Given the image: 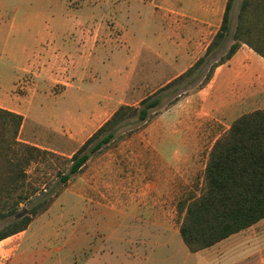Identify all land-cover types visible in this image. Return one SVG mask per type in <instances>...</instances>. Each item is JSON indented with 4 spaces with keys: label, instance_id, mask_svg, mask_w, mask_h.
Wrapping results in <instances>:
<instances>
[{
    "label": "rangeland",
    "instance_id": "rangeland-1",
    "mask_svg": "<svg viewBox=\"0 0 264 264\" xmlns=\"http://www.w3.org/2000/svg\"><path fill=\"white\" fill-rule=\"evenodd\" d=\"M241 1L235 0L231 8V35L226 45L214 53L215 57L211 55V61L223 56L233 44L231 36ZM139 7L129 0H0V106L24 113L26 121L19 139L42 143L39 147L51 151L66 150L54 151L62 156H48L29 167L33 184L49 188L56 183L58 172L68 169V158L80 148L78 144L70 146L67 138L53 133L55 128H63L68 135L83 124L77 115L85 110L90 112V119H98L100 123L122 104L139 105L141 97L162 87V81L144 82L139 76L129 79L126 75L129 67L126 61H137L134 58L145 44L155 51L161 49L157 48L159 35L147 33L153 19L145 18L143 8ZM150 39H155L157 46ZM32 61H38L35 70ZM64 61H85L83 78L73 77ZM206 73L205 68L191 84L189 77L180 86L166 91L163 106L146 124L136 118L121 123L114 140L88 160L47 210L33 216L26 235L18 243V254L32 245L39 244L42 253L66 242L60 253L39 257V264H82L80 231L85 228L84 219L128 218L139 214V210L140 214L145 212L154 217L163 208L167 216L179 223L183 216L179 204L200 194L202 173L188 179L178 193L151 190L146 194V185L157 178L148 173L138 175L133 166L139 164L137 161L144 153V138H150L143 131L145 126L180 99L196 92ZM262 75V90L255 89L256 97H251L252 89L248 90L241 104L243 111L264 109V70ZM195 112L201 130L211 128L203 111ZM163 148L169 154L170 150L189 151L188 147L175 144ZM210 148L211 137H207L201 155L206 157ZM96 202L103 203L105 209L95 208ZM35 204L33 197L21 207L31 209ZM8 223L9 218L0 219V229ZM4 249L0 243V255ZM3 260L0 258V264ZM11 264H33V261L30 257H15Z\"/></svg>",
    "mask_w": 264,
    "mask_h": 264
},
{
    "label": "crops",
    "instance_id": "crops-1",
    "mask_svg": "<svg viewBox=\"0 0 264 264\" xmlns=\"http://www.w3.org/2000/svg\"><path fill=\"white\" fill-rule=\"evenodd\" d=\"M129 1L133 2L135 7L138 3V6L143 8L145 18L153 19V25L147 33L159 35L158 46L153 38L150 39V43L154 41L157 48L161 49L155 51L145 44L134 58L137 61H126L129 66L126 75L129 79L130 76H139L144 82L162 81L163 85L184 73L205 53L223 23L229 2V0ZM139 8L134 11H138ZM138 16H141L140 13ZM37 62H31L33 70ZM64 63L69 67L73 77L83 78L85 61ZM63 70L66 72V67ZM263 70L264 57L249 45L242 44L227 62L217 66L212 78L203 88L185 99H180L174 106L159 114L149 126H145L143 131L148 133L150 138H144L146 142L144 153L140 155L137 161L139 164L133 166V170L138 175L145 176L148 173L157 178L156 182L146 185L148 187L146 194H150L151 190L156 193L175 194L181 191L188 179L191 180L201 173L203 177L208 155L203 157L201 152L206 138L211 137L212 148L237 117L262 109L260 107L243 111L241 104L249 89L254 91L251 97L257 96L255 89L258 87L262 90ZM146 96L141 97L140 101ZM4 108L24 114L16 109ZM197 109L203 111L207 121L211 122V128L205 127L201 130L199 117L195 112ZM77 116L83 120V124L71 130L68 135L63 128H55L52 131L67 138L70 146L76 144L81 146L110 118L107 117L98 123V119H90V112L87 110ZM169 144L188 147L189 151L182 153L170 150L169 154L163 148ZM53 149L66 152L64 149ZM94 206L97 209H105L101 202H96ZM137 213L139 214L128 218L117 216L84 219L82 222L85 228L80 231L82 264H264V218L212 246L191 251L181 236V221L177 223L175 219L167 216L165 209L161 208L154 217L147 216L145 212L140 214V210ZM28 227L0 240L5 247L0 255L1 260L4 259L2 264H11L15 257L19 259L30 257L33 264H39V257H51L66 247L65 242L41 253L38 244L18 254V243L26 235L24 232ZM16 235L18 236L14 237Z\"/></svg>",
    "mask_w": 264,
    "mask_h": 264
},
{
    "label": "trees",
    "instance_id": "trees-1",
    "mask_svg": "<svg viewBox=\"0 0 264 264\" xmlns=\"http://www.w3.org/2000/svg\"><path fill=\"white\" fill-rule=\"evenodd\" d=\"M234 1L229 0L223 23L205 53L184 73L143 98L139 105L122 104L68 158V169L58 172V181L49 188L33 184L28 169L48 156L62 155L20 140L23 114L0 106V219L9 218V223L0 229V240L27 229L34 215L47 210L88 160L114 140L121 123L131 118L146 123L154 118L163 106L166 91L180 86L189 77L191 84L206 68L204 80L196 90L203 88L217 66L227 62L242 44L264 57V0H242L231 36L233 44L223 56L211 61L231 35L230 11ZM203 177L200 194L179 204L183 212L180 233L191 251L212 246L264 218V109L244 113L231 123L210 149ZM33 197L36 204L30 213L15 219L22 204Z\"/></svg>",
    "mask_w": 264,
    "mask_h": 264
},
{
    "label": "water",
    "instance_id": "water-1",
    "mask_svg": "<svg viewBox=\"0 0 264 264\" xmlns=\"http://www.w3.org/2000/svg\"><path fill=\"white\" fill-rule=\"evenodd\" d=\"M30 213V209L28 207H22L21 210H19L15 215L14 218L15 219H19L24 217L25 215Z\"/></svg>",
    "mask_w": 264,
    "mask_h": 264
}]
</instances>
